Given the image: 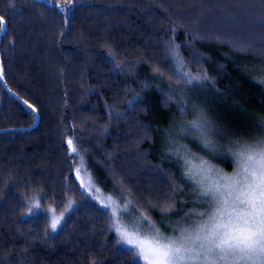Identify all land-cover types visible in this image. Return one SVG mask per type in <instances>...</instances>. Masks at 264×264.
Instances as JSON below:
<instances>
[{"label": "trees", "instance_id": "obj_1", "mask_svg": "<svg viewBox=\"0 0 264 264\" xmlns=\"http://www.w3.org/2000/svg\"><path fill=\"white\" fill-rule=\"evenodd\" d=\"M0 17L3 77L40 117L17 129L35 113L0 79V264H146L77 175L153 224L205 212L159 145L199 105L242 135L264 119V0H0Z\"/></svg>", "mask_w": 264, "mask_h": 264}, {"label": "snow or ice", "instance_id": "obj_2", "mask_svg": "<svg viewBox=\"0 0 264 264\" xmlns=\"http://www.w3.org/2000/svg\"><path fill=\"white\" fill-rule=\"evenodd\" d=\"M6 30L7 24L0 17V34ZM193 127L204 131L202 124L193 122ZM67 144L71 152L78 151L71 139ZM233 154L238 159L239 171L222 176L224 183L207 187L203 179H198L205 171L203 167L186 172V177L199 186L200 195L210 199L205 201L208 211L199 213L207 220L180 236H166L154 226H150L151 234L145 235L138 222L129 231L121 223L123 216L117 205L106 204L112 215L118 217V242L131 246L134 256L146 264H264V140L239 145ZM190 163L185 159L186 165ZM58 223L59 219L53 220V230Z\"/></svg>", "mask_w": 264, "mask_h": 264}, {"label": "rangeland", "instance_id": "obj_3", "mask_svg": "<svg viewBox=\"0 0 264 264\" xmlns=\"http://www.w3.org/2000/svg\"><path fill=\"white\" fill-rule=\"evenodd\" d=\"M253 77L256 78V80L264 81V71L259 72V74L255 73ZM206 114L207 113L202 109L201 105H199L196 107V110H194V113H192L191 118L175 119L172 125L167 128L168 132L164 134L162 137L163 142L159 145L160 156L178 164L180 175L189 186L186 201H182L205 204V212L209 209V205L205 203V201H208L210 197L201 196L198 190L199 186L193 180H189L186 177V172L189 168L198 170L199 167H203L205 169L202 176L198 177V179H203L207 187H211L216 182L224 183L221 179L222 176L234 175L239 171L238 159L233 154L239 150V145L255 144L260 140H264V123H262L264 119L261 120L258 118L257 121L259 124L253 126L250 135H242V133L237 132V130L232 128L228 123H225L226 121L221 122L218 119L217 122L209 121ZM193 122L202 124L204 126V131L193 127ZM208 129H211V131H208ZM206 140L207 143H205ZM237 142H239V145ZM177 153H179V155ZM185 159L191 161L190 165L185 164ZM77 176L84 187L89 192L93 193L94 197L102 204L110 205L114 202L117 205L123 216L121 223L129 231H131L133 225L138 222L139 227L143 229L145 235H150V226H154L166 236H180L181 233L189 230L190 227L194 226L196 223L207 220V216L201 217L200 215L168 218L162 220L159 224H153L147 219L140 220V217L145 216L137 212L128 201L122 199L117 194L105 191L102 187L98 188V186L84 182L80 172ZM91 189L94 191H91ZM109 197H111V200ZM117 219L118 217H114L115 229L119 226L117 224ZM120 245L131 248V246L125 244L120 243ZM141 260L146 263L143 259Z\"/></svg>", "mask_w": 264, "mask_h": 264}, {"label": "water", "instance_id": "obj_4", "mask_svg": "<svg viewBox=\"0 0 264 264\" xmlns=\"http://www.w3.org/2000/svg\"><path fill=\"white\" fill-rule=\"evenodd\" d=\"M5 22V21H4ZM3 33L0 34V40H1V37H2ZM0 79L4 85V87L15 97L17 98L19 101H21L23 104H25L27 107L31 108L34 113H35V116H36V119H35V122L33 123V125L29 126V127H25V128H17V129H25V130H31L35 127L38 126L39 124V121H40V117H39V114L36 110V108L34 106H32L30 103H28L27 101H25L23 98H21L16 92H14L13 90H11L8 85L6 84L5 82V79L3 77V72H2V64H1V58H0ZM8 130H13V129H3V130H0V132H6Z\"/></svg>", "mask_w": 264, "mask_h": 264}]
</instances>
